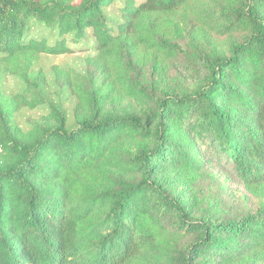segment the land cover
Here are the masks:
<instances>
[{
  "label": "trees",
  "instance_id": "16d2710c",
  "mask_svg": "<svg viewBox=\"0 0 264 264\" xmlns=\"http://www.w3.org/2000/svg\"><path fill=\"white\" fill-rule=\"evenodd\" d=\"M32 19L55 34H32ZM69 35L97 50L85 71L53 65L73 125L31 72L72 52ZM151 54L199 67L194 85L156 94L141 76ZM3 73L24 87L0 88V264H264V0H0ZM41 105L28 129L15 121ZM211 164L249 198L219 179L169 186Z\"/></svg>",
  "mask_w": 264,
  "mask_h": 264
},
{
  "label": "rangeland",
  "instance_id": "374dc122",
  "mask_svg": "<svg viewBox=\"0 0 264 264\" xmlns=\"http://www.w3.org/2000/svg\"><path fill=\"white\" fill-rule=\"evenodd\" d=\"M79 1V0H76ZM140 2L141 0H136ZM115 3V2H114ZM110 4L105 9L110 17L120 19V11L118 4ZM30 31L32 34L50 35L55 34L54 28H51L40 22L37 19H32L29 22ZM213 38L217 40L220 46L227 48L232 38L227 35L214 34ZM68 42L73 46L74 50L65 54H47L43 53L35 61L31 72L35 73L39 68H43L47 75V83L44 85V90L50 100L62 105L66 109L69 125H73L74 117L73 110L76 103V97L68 88H59L54 79L53 65L58 64L65 68H76L85 71L86 57L96 54L95 40L88 37L82 42L76 43L68 36ZM216 43V44H217ZM199 74V67L191 66L188 62L180 59H163L162 56L156 54L147 55L144 58L141 68L142 80L147 83H152V89L156 94L162 90L170 89L171 91H180L185 88V85H194L196 76ZM24 83L20 77L8 73H3L0 80V88L5 94H13L21 91ZM127 99L121 102V105L126 103ZM120 107V106H119ZM48 111L46 105H41L36 108L22 107L14 116L15 121L24 129H28L33 122L41 118ZM213 163V160H211ZM210 172H206L203 177L194 178L190 175H183V178L173 179L169 186L174 193L188 194L190 190L200 192L216 189L214 179L222 180V183L230 187L235 198L247 197L243 187L239 183L236 176L228 169L221 165L211 164L208 166Z\"/></svg>",
  "mask_w": 264,
  "mask_h": 264
}]
</instances>
